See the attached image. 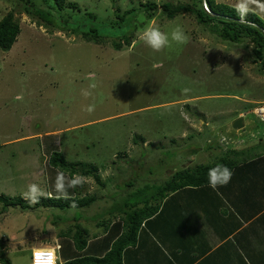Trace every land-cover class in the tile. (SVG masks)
<instances>
[{
	"label": "rangeland",
	"instance_id": "rangeland-1",
	"mask_svg": "<svg viewBox=\"0 0 264 264\" xmlns=\"http://www.w3.org/2000/svg\"><path fill=\"white\" fill-rule=\"evenodd\" d=\"M35 1L36 8L46 9ZM167 1L66 0L67 8L78 6L76 14L91 12L105 25L101 37L107 43H95L71 34L76 27L43 25L36 14L24 11L19 0H0V21L13 13L21 28L12 49L0 52V196L27 204L6 211L0 204V254L5 250L11 264H31L34 248L59 244L58 264L66 256L67 244L70 247L61 233L82 230L89 233L90 242L94 236L100 239L106 227L120 219L124 205L136 200L132 194L138 188L147 185L142 195L151 203L177 172L214 163L227 148L243 146L240 154L228 155L234 162L246 157L250 162L254 158L256 167L262 165L264 141L259 147L255 142L264 134V123L254 108L264 104V73L252 46L222 41L190 14L168 21L159 9L155 18L146 17L143 4ZM216 1L233 7L238 2ZM133 10L137 16L132 17L131 32L136 37L131 46L121 40L125 47L118 50L114 41L123 36L114 23L129 22ZM153 21L169 35V46L161 52L139 39ZM177 25L189 36L188 43L171 41ZM90 84L95 89H89ZM185 87L191 89L187 96L182 94ZM82 90H90L92 96L85 98ZM89 105H95L91 114L84 111ZM240 117L245 120L244 130H235L233 124ZM56 130L62 134L55 139L58 148L50 157L61 153L72 166L65 175L71 178L74 172L86 178L76 190L82 197L95 198L88 207L33 209L35 204L23 198L30 183L51 193V198L59 195L54 184L60 169L46 165L51 150L37 136ZM222 136L227 140L222 141ZM241 137L245 140L239 144ZM78 164L84 170L97 167L100 181L78 171ZM130 182L135 185L131 195L126 186ZM74 194L68 198L77 197ZM145 256L142 259L148 260Z\"/></svg>",
	"mask_w": 264,
	"mask_h": 264
},
{
	"label": "trees",
	"instance_id": "trees-1",
	"mask_svg": "<svg viewBox=\"0 0 264 264\" xmlns=\"http://www.w3.org/2000/svg\"><path fill=\"white\" fill-rule=\"evenodd\" d=\"M40 1L46 6V9L36 8V1L34 3V0H19L24 7V11L31 16L36 14L44 23L43 25L62 28H67L66 25H69L71 27H76L75 30H70L71 34L81 35L83 39L89 42L107 43V41H104V38H102L103 36L101 34V30L105 28V25L99 21L98 16L91 12H87L84 16L76 14L79 12L78 6L75 4H68L67 8L66 0ZM172 1L173 0H168L161 5L156 2H148L142 6L144 9L143 12H145L146 17L151 20L155 18L156 12L162 9L168 21L174 20L182 14H190L194 16L199 25L204 26L222 41L235 45L244 42L250 43L255 61L259 64L261 72L264 73V18L261 14L255 11H249L245 16L246 22L242 23L240 22V14L235 10V7L227 4H220L216 0ZM205 4H207V9L205 8ZM66 8L72 9L74 11L72 12L73 14L68 13ZM56 11L58 12L57 16L54 14ZM130 15L129 22H125L127 25L123 24L122 20H120L121 22L114 23V25H119L118 30L121 31L120 35L123 36L118 37L119 41H114V45L118 50L125 47L121 40L125 41L127 46H131L132 39L136 37L135 33L131 32L134 28V25L131 24L134 22L132 17H136L137 12L134 11V13ZM125 16L126 14L124 17ZM119 18L122 17L119 16ZM20 33L21 28L16 22L13 13H9L2 18L0 21V52H9L16 43ZM126 33L128 35H126ZM263 141L264 137L260 139V142ZM229 154L237 155L240 153L237 149H228L223 152V155L213 164L196 165L193 168L185 167L182 171L177 172L171 180L165 182L159 193L151 197L153 201L151 203L149 199H143L142 195L147 185L144 186L143 189L138 188L133 193L130 191L134 190L135 185L132 182L128 183L126 186L130 195L133 193L132 195H136L137 198L133 203L124 205V211L121 212L120 219L117 217L110 227H106L105 232L107 233L103 237L97 239L98 236H94L93 238L95 239L90 242V235L87 231L81 230V232H74L70 229L60 234L63 241H70V247L66 243L67 246L65 248H68L65 253L66 256L62 259L64 260V264H145V262L153 261L155 258L159 259L158 257H163L168 264H175L180 258L179 254L172 252L174 254L168 256L165 252V247L168 243H171V245L178 244L180 240L178 236L181 233L184 234V237L180 240V243L188 242V244H191L194 257L193 261L195 262L199 257V260H201V262H199L200 264H207L209 260L204 256L207 250H199L198 245H192L194 242L191 239L193 237L196 239V236L200 233L197 227H191L193 224H196L197 221L195 220V223L188 222V225L183 224V226H179L182 223L179 220L183 218L182 215L195 207L186 204V199L179 200V196L176 195V193H178V191L180 192L182 189H184L182 190L184 191L183 193H189L187 189L209 187L208 171L219 163V165H224L229 168L233 174V171L237 168H246L248 162L249 164L256 165L255 159L250 162L249 158L246 157H243L241 161L234 162L232 159H228ZM49 164L52 167L60 169L62 172L70 170L72 167L69 166L64 156L59 152H54L51 155ZM73 166L74 171L76 166ZM78 166L80 165L78 164ZM80 167L81 169L78 171H81L84 175H93L94 178L100 181L99 176L96 174L98 171L97 167H94L92 170H84V166ZM73 175L74 172L72 173V176ZM94 200L95 198L93 196H77L67 199L47 197V199L44 198L42 201H39V203L35 204V206L31 207L34 209V207L37 208L38 206H42L45 208H56L67 211L90 206ZM205 200H202V203L205 202ZM176 201H184V203L179 204V202L177 203ZM175 202L177 203L176 206ZM73 203L75 204L74 207L72 206ZM172 203V209L169 210L175 209L185 212H181L179 217L176 216V221L172 219L166 222L163 219L166 212L165 210H167ZM0 204H3L4 211L13 207L20 206L23 209L27 207L23 199L14 201L5 196H0ZM125 208L127 210H125ZM0 214H2V212H0ZM49 247L54 248L50 245H45L43 248ZM143 248L145 249L144 251ZM151 248L153 249L149 250ZM145 252L147 253V257H149L148 260L142 259L146 257ZM219 252H222V250H219L218 253H215L210 258L217 256ZM0 256L1 264H11L6 257L5 250H2Z\"/></svg>",
	"mask_w": 264,
	"mask_h": 264
},
{
	"label": "crops",
	"instance_id": "crops-1",
	"mask_svg": "<svg viewBox=\"0 0 264 264\" xmlns=\"http://www.w3.org/2000/svg\"><path fill=\"white\" fill-rule=\"evenodd\" d=\"M262 17L264 18L263 15ZM244 101L250 104L257 103L248 99ZM260 106L261 103H259L258 107ZM258 107L254 108L255 113ZM250 111L254 113L253 110ZM240 113L241 112H239L238 115ZM245 113L248 114L247 112ZM259 120L264 123L263 119ZM61 134L60 130L37 134L38 138L42 140V143H45V146L51 150L49 151L48 158L53 149L55 150L58 148V142L55 146L54 142L55 139L58 140V136ZM263 137L264 136L257 139L259 144L258 141H256V147L262 144L260 139ZM240 139L239 144L244 143L245 139L242 137ZM242 147V145H237L235 148L240 152V148ZM228 149L229 148H227V150ZM48 158L45 157V162L46 165L51 167L47 160ZM196 159L197 157H194L193 161H196ZM215 159L214 157V160ZM251 160H254V158ZM212 163L205 162L195 164V166ZM40 170L39 165V171ZM233 172L234 174L232 173L233 175L230 182L226 186H221L215 191L211 187L187 189L189 193H183L184 191L182 190L184 189L180 190V192L178 191L176 195L179 196V200L186 199V204L192 205L195 208L192 210L190 209L189 212L175 209L169 210L172 209V203L169 208L165 210L166 212L163 219L166 222L172 219L176 221V216L179 217L181 212H185L186 214L182 215L183 218L179 219L180 222H182L179 225L180 227L183 226V224L188 225V222L195 223V220L197 221V223L193 224L191 227H197L200 233H198L196 239L195 237L191 239L194 242L192 245H198L199 250H207L204 255L209 260L207 264H264V158L262 165L259 167H256L254 164H249L248 162L245 169L237 168ZM246 173L250 175L248 179L245 178V175H247ZM73 176H75V174ZM68 190H72V193L70 192L68 196L75 193L74 195L82 197L79 190L77 191L76 188H70ZM202 200H205V202L202 203ZM176 202L178 203L179 201ZM176 202L175 206L177 204ZM183 203L184 201L179 202V204ZM106 233L107 232H105L104 235ZM104 235H102V237ZM183 235L184 234L181 233L178 238L181 240L184 237ZM180 240L178 244L171 245V243H168L165 247L166 254L168 256H172V254H174L172 252L179 254L180 258L175 264H200L199 262H201V260H199V257L195 262L193 261L194 257L191 244H188V242L180 243ZM152 249L153 248L149 250ZM219 250H222V252L210 258L215 253H218ZM158 258L159 259L155 258L150 262H145V264H168L163 257ZM61 261L64 263V260H60L58 264H61Z\"/></svg>",
	"mask_w": 264,
	"mask_h": 264
},
{
	"label": "clouds",
	"instance_id": "clouds-1",
	"mask_svg": "<svg viewBox=\"0 0 264 264\" xmlns=\"http://www.w3.org/2000/svg\"><path fill=\"white\" fill-rule=\"evenodd\" d=\"M254 6V7H253ZM235 10L240 14V22L244 23L245 16L249 11H257L260 14H264V0H238L234 6ZM207 9V4H205ZM139 39L144 42L146 46L152 49L154 52H161L169 46V35L156 26L153 21L147 25L139 34ZM171 41L177 44H186L189 42V36L185 33L184 29L177 25L171 32ZM95 84H90L89 89H95ZM191 92L190 88H183L182 94L187 96ZM82 95L85 98L92 96L90 90H82ZM95 110V105L87 106L84 111L91 114ZM222 141H226V137H221ZM232 177V172L224 165H216L210 168L208 171V186L214 191L221 186H226ZM86 183V178L82 175H75L71 178L67 177L64 172L58 171L55 179L54 188L59 195L57 198H68V189H75L78 186L82 187ZM45 195H51V193H45L38 184L30 183L27 186V190L23 193V198L30 204L39 203L40 197ZM73 207L75 204L73 203ZM60 245L57 244L55 248H34L32 251L31 264H57V260L60 257L57 255ZM63 264V261H61Z\"/></svg>",
	"mask_w": 264,
	"mask_h": 264
},
{
	"label": "water",
	"instance_id": "water-1",
	"mask_svg": "<svg viewBox=\"0 0 264 264\" xmlns=\"http://www.w3.org/2000/svg\"><path fill=\"white\" fill-rule=\"evenodd\" d=\"M233 128L235 130H244V118H238L237 120H235L234 124H233Z\"/></svg>",
	"mask_w": 264,
	"mask_h": 264
},
{
	"label": "built area",
	"instance_id": "built-area-1",
	"mask_svg": "<svg viewBox=\"0 0 264 264\" xmlns=\"http://www.w3.org/2000/svg\"><path fill=\"white\" fill-rule=\"evenodd\" d=\"M256 114L258 117L264 120V104L262 103L260 107L257 108ZM43 248V247H41Z\"/></svg>",
	"mask_w": 264,
	"mask_h": 264
}]
</instances>
